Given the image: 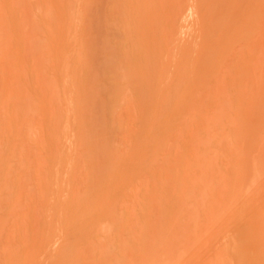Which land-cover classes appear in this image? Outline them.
<instances>
[{
    "label": "rangeland",
    "instance_id": "1",
    "mask_svg": "<svg viewBox=\"0 0 264 264\" xmlns=\"http://www.w3.org/2000/svg\"><path fill=\"white\" fill-rule=\"evenodd\" d=\"M72 1L0 0V264H264V0Z\"/></svg>",
    "mask_w": 264,
    "mask_h": 264
},
{
    "label": "bare ground",
    "instance_id": "2",
    "mask_svg": "<svg viewBox=\"0 0 264 264\" xmlns=\"http://www.w3.org/2000/svg\"><path fill=\"white\" fill-rule=\"evenodd\" d=\"M85 1H87V0H85ZM85 1L78 2V5H77V6L79 7V9L82 10V8L84 9V7L86 6V4H87V5L89 4L88 2H85ZM96 1L99 2V0H96ZM128 1H129V0H128ZM145 1H146V0H145ZM148 1L150 2V0H148ZM153 1H155V0H153ZM183 1H184L186 4H189V5L191 6V5H192L191 2H192L193 0H183ZM231 1H232V0H231ZM72 2H75V0L72 1ZM204 2H205V1H204ZM213 2H214V1H213ZM213 2H212V3H213ZM217 2H218V1H217ZM217 2H214V3H215V7H216V3H217ZM101 3H102V2H101V0H100V5H101ZM142 3H144V0H143V2H142V0H130V3L126 4V6H125V5H121L122 7H125V8H121V9H118V11H115V13H114V17H116V19H117V18H119L123 13H125V12L128 13V10H129L130 12H129V14H126V15H129V16H130L131 12H132V15H134V14H133L134 11H136L139 7H141ZM96 4H97V2H96ZM96 4H94V5H96ZM98 4H99V3H98ZM195 4H196V3H195ZM207 4H208V3H207ZM94 5L92 4L93 7H94ZM102 5H103V3H102ZM143 5H144V4H143ZM145 5H146V4H145ZM148 5H149V4L147 3L146 6L148 7ZM154 5H155V4H154ZM159 5H160V4H159ZM208 5H209V4H208ZM233 5H234V4H233ZM150 6H151V3H150ZM217 6H218V5H217ZM86 7H87V6H86ZM86 7H85V8H86ZM98 7H100V6L97 5V7H95V8H98ZM143 7L145 8V6H143ZM153 7H154V6H153ZM161 7H162V5H161ZM188 7H189V6H188ZM155 8H156V7H155ZM155 8H154V9H155ZM158 8H159V6H158ZM139 9H140V8H139ZM142 9H143V8H142ZM186 9H187V8H186ZM197 9H198V8H197ZM205 9H206V8H205ZM208 9H209V7H208ZM148 10L151 11V14H152V12H154V10H153V9H149V7H148ZM152 10H153V11H152ZM155 10H156V9H155ZM84 11H86V10H84ZM98 11H99V10H98ZM142 11L145 12L146 9H144V10H142ZM205 11H206V10H205ZM205 11H204V12H205ZM208 11H210V10H208ZM211 11H212V9H211ZM227 11H228V10H227ZM105 12H106V11H105ZM113 12H114V11H113ZM148 12H149V11H148ZM148 12H146V13H148ZM155 12L157 13V11H155ZM159 12H160V11H159ZM201 12H203V11H201ZM213 12H214V10L212 11V13H213ZM107 13H108V12H107ZM163 13H164V12H163ZM205 13H207V12H205ZM111 14H112V12H111ZM111 14H110V15H111ZM179 14H180V13H179ZM197 14H198V13H197ZM208 14H209V13H208ZM218 14H219V13H218ZM145 15H146V14H145ZM152 15H153V14H152ZM198 15H199V14H198ZM203 15H204V13H203ZM212 15H213V14H212ZM212 15H211V17H213ZM224 15H225V14H224ZM224 15H223L224 18H220V19H222V21H223V20H224V21H227V20H226V16H224ZM108 16H109V15H108ZM146 16H147V15H146ZM156 16H157V15H156ZM156 16H155V18H156ZM201 16H202V14H201ZM205 16H206V18H207V16L209 17V15H205ZM216 16H217V15H216ZM111 17H112V16H111ZM149 17H151V18H149V20L152 19V16H149ZM157 17H158V16H157ZM181 17H182V16H181ZM203 17H204V16H203ZM129 18H130V17H129ZM206 18H204V19L206 20ZM131 19H132V17H131ZM131 19H129V21H130ZM147 19H148V18H147ZM147 19H146V20H147ZM194 19H195V18H194ZM198 19H199V18H198ZM198 19H197V20H198ZM204 19L202 18L203 21H204ZM209 19H210V18H209ZM217 19H218V17H217ZM227 19H228V18H227ZM153 20H154V19H153ZM197 20H195V21H197ZM202 20H201V21H202ZM210 20H211V19H210ZM115 21H116V20H115ZM129 21H128V22H129ZM132 21H133V20H132ZM143 21H144V20H143ZM143 21H142V22H143ZM150 21H151L150 23H152V20H150ZM207 21H208V20H207ZM218 21H219V19H218ZM248 21H249V19H248ZM133 22H134V21H133ZM147 22H148V23H147ZM192 22H193V21H192ZM208 22H209V21H208ZM208 22H207V23H208ZM244 22H245V21H244ZM146 23H147V24H150L149 21H146ZM153 23H156V22L153 21ZM153 23H152V24H153ZM198 23H201V22L199 21ZM198 23H197V24H198ZM207 23H206V24H207ZM218 23H220V22H218ZM228 23H229V21H228ZM128 24H129V23H128ZM131 24H132V23H131ZM197 24H196V26H197ZM203 24H204V23H203ZM210 24H211V23H210ZM225 24H226V23H225ZM249 24H251V23L249 22ZM134 25H136V24L134 23ZM138 25H139V23H138ZM145 25H146V24H145ZM145 25H144V26H145ZM201 25H202V23H201ZM244 25H245V27H247L245 23H244ZM244 25H243V26H244ZM127 26H128V25H127ZM141 26H142V25H141ZM141 26H139L141 30L138 31V32H141L140 35H139V34H138V36L135 35L136 37H135V36L132 37V36H131V35H133L132 33H131V35H130V34L125 35V36H127L126 39H127V41H128V43H127L128 46H126V47L130 48V47L132 46V44H137V43H138L137 41H139V43H141V42H140L141 40L143 41V40H145L146 38H148V37H146L147 35L145 36V34H146V32H147V31L145 32V29H147V28L144 29V27L142 26V27H143V29H142ZM146 26H147V25H146ZM175 26H176V25H175ZM182 26H183V25H182ZM196 26H195V27H196ZM199 26H200V25H199ZM226 26H227V25H226ZM229 26H230V25H228V28H229ZM234 26H235V25H234ZM120 27H122V31H124L123 33H125V31H127V32L129 33V30H130V29L127 27L128 29L126 30V25L124 26V24L122 23V25H121ZM130 27H131V26H130ZM137 27H138V26H136V28H137ZM148 27H149V29L152 28V27L150 28L149 25H148ZM192 27H193V26H192ZM201 27H202V26H201ZM220 27H221V26H220ZM136 28H135V29H136ZM203 28L205 29V27H203ZM203 28H202V29H203ZM215 28H216V27H215ZM221 28H222V27H221ZM224 28H226V27H224ZM224 28H223V29H224ZM228 28H227V29H228ZM238 28H239V27L237 26V31H238V33H239L242 29L240 30V28H239V29H238ZM248 28H251V27H249V25H248ZM252 28H253V25H252ZM196 29H197V28H196ZM202 29H201V31H202ZM204 29H203V30H204ZM227 29H226V30H227ZM138 30H139V29H138ZM207 30H208V29H207ZM215 30H216V29H215ZM221 30H222V29H221ZM229 30H230V33H229V34L231 35L232 38H236V35H237V38H236V39H239V37H238L239 34H235V30H236V29H235L234 27L230 26V29H229ZM243 30L245 31V33L247 32V30H246L245 28H243ZM249 30H250V29H249ZM142 31H144V35H143ZM149 31H150V30H149ZM151 31H152V30H151ZM197 31H200V30H197ZM205 31H206V29H205ZM209 31H210V30H209ZM237 31H236V32H237ZM250 31H252V29H251ZM257 31H258V29H257ZM260 31H262V30H259V31H258L259 34H260ZM130 32H131V31H130ZM211 32H212V31H211ZM241 32H243V31H241ZM241 32H240V33H241ZM253 32H254V31H253ZM253 32H251V33H253ZM123 33H122V34H123ZM133 33H134V32H133ZM225 33H226V32H225ZM150 34H151V32H150ZM148 35H149V33H148ZM199 35H200V34H199ZM213 35H214V33H213ZM215 35H216V34H215ZM243 35L246 36L245 34H242V37H244ZM252 35H253V34H252ZM108 36H109V35H108ZM185 36H186V35H185ZM190 37H191V36H190ZM228 37H230V36L228 35ZM248 37H250V36H248ZM260 37H261V36H258L257 38L260 39L261 45L259 44V45L257 46V48H256V46H255L256 44L254 43V42H256V41H255V40L257 39V38H256V39L254 40V42L252 41L255 45L251 42L253 45H251V48L249 49V52H248V56H249V57H248L247 55H245V57L243 58V60L245 61V64L247 63V64H249V66H250L251 63H253L254 61H257V60H258L257 58L261 59V58L264 57V54H262L263 56L260 55L261 58L259 57V52H260V51H258V49H259V50H261V49L263 50V49H264V36H262L261 38H260ZM192 38H193V36H192ZM109 39H110V38H109ZM138 39H139V40H138ZM182 39H183V38H182ZM205 39H206V38H205ZM230 39H231V38H230ZM124 40H125V39H124ZM129 40H130V41H129ZM252 40H253V38H252ZM101 41L103 42L104 40H101ZM147 41H148V40H147ZM178 41H179V40H178ZM207 41H208V40H207ZM234 41H235V40H234ZM125 42H126V41H125ZM152 42H153V41H152ZM224 42H226V41H224ZM258 42H259V41H258ZM103 43H104V42H103ZM106 43H107V41H106ZM172 43H173V42H172ZM256 43H257V42H256ZM95 44H96V43H95ZM104 44H105V43H104ZM97 45H98V44H97ZM123 45H124V44H123ZM130 45H131V46H130ZM138 45H140V44H138ZM105 46H106V45H104V47H105ZM107 46H108V45H107ZM119 46H120V45H119ZM129 46H130V47H129ZM248 46H249V45H248ZM121 47H122V44H121ZM126 47H125V45H124V48H125V49H126ZM134 47L136 48V46H134ZM181 47H182V46H181ZM221 47H222V46H221ZM245 47H246V46H245ZM118 48H119V47H118ZM118 48H117V49H118ZM122 48H123V47H122ZM132 48H133V47H132ZM132 48H131V49H132ZM137 48H139V47L137 46ZM137 48H136V50H137ZM104 49H105V48H104ZM104 49H102V50L104 51ZM125 49H124V50H125ZM178 49H179V48H178ZM180 49H181V48H180ZM119 50H120V49H119ZM119 50H118V53L120 54V51H119ZM121 50H122V49H121ZM129 50H130V49H129ZM133 50H135V49H132V51H133ZM136 50H135V51H136ZM105 51H106V50H105ZM138 51H139V49H138ZM246 51H247V50H246ZM263 51H264V50H263ZM263 51H262V52H263ZM139 52H140V51H139ZM139 52H138V53H139ZM154 52H155V51H154ZM183 52H184V51H183ZM131 53H132V52H131ZM133 53H134V52H133ZM263 53H264V52H263ZM136 54H137V53H136ZM152 54H153V53H152ZM99 55H100V54H99ZM142 55H143V54H140V56H142ZM178 55H179V54H178ZM238 55H239V54H238ZM133 56H135V55H133ZM159 56H160V55H159ZM201 56H202V55H201ZM246 56H247V57H246ZM251 56H252V57H251ZM120 57H121V56H120ZM120 57H119V58H120ZM142 57H144V59H143V58L140 59V58L136 55V61L138 62L137 67H138L139 65H143V66H151L152 63H153V61H154V59H156V58H155V55H154V59H146V58H147L146 56H142ZM167 57H168V56H167ZM203 57H204V56H203ZM239 57H240V56H239ZM124 58H125V57H124ZM132 58H133V57H132ZM178 58H179V57H178ZM142 59H143V60H142ZM164 59H165V58H164ZM180 59H181V58H180ZM233 59H234V58H233ZM256 59H257V60H256ZM130 60H131V58H130ZM175 60H176V59H175ZM191 60H192V59H191ZM200 60H201V63H202V62H204V63L206 62L205 60H204V61H203L202 59H200ZM241 60H242V59H241ZM261 60H262V59H261ZM136 61H135V62H136ZM166 61H167V60H166ZM262 61H264V60H262ZM132 62H133V61H132ZM155 62H156V60H155ZM155 62H154V63H155ZM162 62H163V61H162ZM257 62H258V61H257ZM204 63H203V64H204ZM242 63H243V62H242ZM254 63H255V62H254ZM133 64H134V63H133ZM130 66H131V64H130ZM133 66H134V65H133ZM128 67H129V66H128ZM139 67L142 68V66H139ZM243 67H244V66H243ZM147 68H148V67H147ZM149 68H150V67H149ZM143 73H144V72H143ZM239 165H241V164H239ZM239 167H240V166H239Z\"/></svg>",
    "mask_w": 264,
    "mask_h": 264
}]
</instances>
